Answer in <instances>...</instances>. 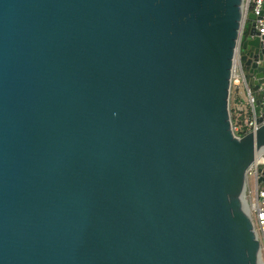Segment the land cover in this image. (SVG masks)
Segmentation results:
<instances>
[{
	"label": "water",
	"instance_id": "water-1",
	"mask_svg": "<svg viewBox=\"0 0 264 264\" xmlns=\"http://www.w3.org/2000/svg\"><path fill=\"white\" fill-rule=\"evenodd\" d=\"M244 4L0 0V264H262L264 124L237 137L229 107L237 61L264 84Z\"/></svg>",
	"mask_w": 264,
	"mask_h": 264
},
{
	"label": "built area",
	"instance_id": "built-area-1",
	"mask_svg": "<svg viewBox=\"0 0 264 264\" xmlns=\"http://www.w3.org/2000/svg\"><path fill=\"white\" fill-rule=\"evenodd\" d=\"M244 10L253 12L256 18V30L258 37L264 47V0H245ZM242 85H245L244 88ZM264 89V84H262ZM264 92L257 97L251 87L244 79L239 62L235 64L232 73V84L230 90V116L232 131L235 136L242 137L249 132L255 131L261 124H264ZM260 106L258 113L256 106ZM258 117H263L258 122ZM264 153V151L262 152ZM263 176V180L259 178ZM246 188L244 192L245 206L249 211L257 238L260 243V255L264 264V156L260 154L255 163L247 170Z\"/></svg>",
	"mask_w": 264,
	"mask_h": 264
},
{
	"label": "trees",
	"instance_id": "trees-1",
	"mask_svg": "<svg viewBox=\"0 0 264 264\" xmlns=\"http://www.w3.org/2000/svg\"><path fill=\"white\" fill-rule=\"evenodd\" d=\"M250 28H251V23H250V20L247 19L245 23V27H244V32H243V40H245L248 37L250 33Z\"/></svg>",
	"mask_w": 264,
	"mask_h": 264
},
{
	"label": "rangeland",
	"instance_id": "rangeland-1",
	"mask_svg": "<svg viewBox=\"0 0 264 264\" xmlns=\"http://www.w3.org/2000/svg\"><path fill=\"white\" fill-rule=\"evenodd\" d=\"M250 23H252L251 20H250ZM244 86H245V85H242L243 88H244ZM262 86H263V85H261L260 88L257 89V90H254V89H252V87H251V89L253 90V93H254L257 97H260L261 93L264 92V89L262 88ZM244 89H245V88H244Z\"/></svg>",
	"mask_w": 264,
	"mask_h": 264
}]
</instances>
